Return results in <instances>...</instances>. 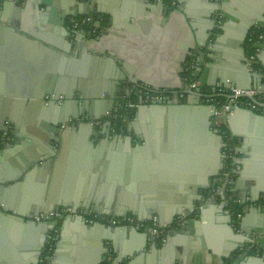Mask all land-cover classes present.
<instances>
[{
    "label": "crops",
    "instance_id": "obj_1",
    "mask_svg": "<svg viewBox=\"0 0 264 264\" xmlns=\"http://www.w3.org/2000/svg\"><path fill=\"white\" fill-rule=\"evenodd\" d=\"M177 2L188 11V21L199 34L198 44L194 43L190 26L173 11L174 7L157 0H31L28 3L22 0L20 8H10L5 23L0 22V130L8 127L9 131L2 132L11 137L0 140V264H41L49 233L56 225L58 232L54 250L48 258L50 264H102L107 261L113 264H264V171L260 170L258 161H248L252 152L264 150V145L256 139L244 141L242 136L231 132L224 117L211 116V121H217L215 128L223 141L225 138L219 128L222 124L237 139L231 192L240 199L246 196L247 201L242 216L238 217L221 199L208 195L215 176L209 179L206 171L216 166L221 141L217 137L200 138L198 143L194 140L206 120L191 105L198 99L187 91L182 72L190 56L198 59L199 78L204 86L221 82L226 71L241 72L244 67L237 44L241 21L234 17L236 7L241 4L235 6L238 0ZM215 5L224 10L216 9ZM87 13L103 16L105 25L95 37L99 41H90L101 60L93 71L96 77L84 79L86 89L112 87L114 80L110 75L113 71L123 77L120 83L125 86L133 80L148 88L172 90L167 98L154 103L176 100L178 96L185 108L160 105L158 111L149 108L138 111L135 120L136 110L131 112L132 116H125V123L109 135L100 132L105 124L116 126L112 118L97 124L93 116L83 118L89 113L85 110L77 119L69 117L71 126L66 128L65 145L61 149V144H50L49 130L42 126L45 119L41 115L39 98L49 86L50 75H57V87L64 80L62 64L64 69L67 64L66 68L83 65L82 69L87 70V63H77L81 58L75 54L77 37L83 32H67V28H71L70 17ZM65 17L67 21L63 23ZM219 20V25L228 20L234 23H230L226 38L215 44L210 35ZM15 24L21 29L13 27ZM52 25L60 32L52 31ZM38 37L54 43H44L48 47L42 48L43 42ZM186 46L191 47V54L180 66ZM207 48L215 49L211 56ZM200 50L205 53L201 54ZM105 55L115 62L103 61ZM260 62L264 65V61ZM245 83L258 81L252 82L249 74V81ZM132 86L131 83L130 88ZM105 98L111 99L108 95ZM108 100L95 110L110 112ZM78 109L70 107L65 117L73 113L80 115ZM112 109L114 112L116 107ZM6 119L10 121L5 122ZM240 120L239 125L244 130L253 123L245 116ZM252 133L250 131V135ZM256 137H264V134H256ZM242 147L251 154L242 152ZM169 149L180 153L169 163L181 160L187 163L184 165H190V170L178 171V162L164 165L163 153ZM239 159L247 161L246 167L237 162ZM111 161L110 168L117 174L116 179H121L122 184L129 181L127 188L118 186L119 181L115 185L99 176L100 170L111 165ZM177 173H184L191 179L183 174L181 178L174 177ZM150 182L155 183V188L142 187L141 192L138 183ZM172 184H177V189ZM65 186L79 191L74 194L80 205L75 209L90 210L97 215H135L149 219L155 214L163 224L173 223L184 213H188L189 219L165 244L155 245L137 235L110 234L103 229L85 227L73 220L75 215L64 217L58 223L49 222L48 231L40 226L41 222L35 224L28 218H21L56 211L52 203L61 199ZM98 196L119 198L120 208L105 205L102 199L96 200ZM63 207L74 208L60 206ZM130 208L134 212L118 215ZM242 248L244 252L238 255ZM104 255L106 261H103Z\"/></svg>",
    "mask_w": 264,
    "mask_h": 264
},
{
    "label": "water",
    "instance_id": "obj_2",
    "mask_svg": "<svg viewBox=\"0 0 264 264\" xmlns=\"http://www.w3.org/2000/svg\"><path fill=\"white\" fill-rule=\"evenodd\" d=\"M22 0H0V22L5 23V16L7 14V12L10 10V8H20V2ZM26 3L30 2L31 0H23ZM240 2H237L235 4L236 7V12L234 13V17L238 20L241 21L239 24L240 27V35H239V41H238V45L240 47V59L242 61V65L244 68L240 69L241 72H229L226 71L223 75H222V83L226 84V85H235L237 87L240 88H250V87H257L260 86L261 88L264 89V74L260 73V72H254L253 68L251 67V64L249 63V61L247 60L246 57V53H245V42H246V38L248 36V33L250 31V29L253 26L256 25H264V0H247V2H245L246 0H238ZM245 6V7H243ZM216 9H220V10H224V7H219V5H215ZM173 11L179 15L180 17L184 18V22L186 24H188V26H190L191 32L193 33L195 39H194V43H199L197 41V38L199 37L198 32L194 31V24H192L191 22L188 21L189 18V14L188 11L185 10L184 8H182L180 5H178L176 8L173 9ZM228 17V16H227ZM231 19V18H229ZM65 21H67V18L65 17L63 20V23H65ZM12 23V22H11ZM230 23H234L232 20H228L226 23H222L219 25V23L214 27V31H213V35H210V38L212 37L213 41L215 42V44L220 43L223 39L226 38L227 34H228V30L230 27ZM100 26H102V23H99ZM16 29H21L20 26L18 27L16 24L15 26ZM71 27V26H70ZM73 28L71 27L70 29L67 28V32L71 33V32H75V30H72ZM51 30L59 33L60 29L55 28L53 25L51 26ZM24 31V30H22ZM222 31V33L220 32ZM25 32V31H24ZM27 33V32H26ZM68 34V33H67ZM80 36L77 37V51L75 54H78L79 58H81V60H78L77 63L81 64L87 63L85 65L86 67V71L82 69L83 65L79 66L78 68L76 67V65H74L73 67L67 66V64L65 65V69L64 66L62 64V78L64 80H62L61 82L58 83V87L56 86V78L57 75H50V79H49V86H46L45 88V92L40 96L39 98V102H40V106H41V115L44 117L45 121L42 123V126L46 129L49 130V141L50 144H61V149L64 148L65 142H64V134L66 131V128L68 126H71L70 123V118H79L80 116H82V114L85 112V110H88L87 112H89L87 114L88 118L90 116L93 117H101L102 115H105L106 111H97L95 110L96 108H100V106L105 102V100H108L105 98L106 95L110 96V100H108V102L110 103V105L108 106V111H112V106H115V112L118 113V107H120V103L122 102V98L130 95V85L131 83L137 87H145V86H141L139 83L131 80L132 82H127L128 86L123 85L120 83V79H122L123 77H120V75H116L113 74L114 72H111V79L114 80L113 83H111L112 87H109L108 85H105L103 87L99 86L98 88H96L94 91H89V89H86V87L84 86V79L86 77H96V72H93L94 70H96L97 67H99V62L101 60L100 57H98V53H96L95 48H93L94 45H92V43L90 41H99L96 38H92L90 40V36L86 35L85 33H79ZM35 35V34H34ZM213 36H215V39L213 38ZM38 39H40V41H42L43 43H41V47L42 48H46L48 47L46 44L44 43H50L53 44L54 42L43 38V37H38ZM211 39V40H212ZM263 43H260L258 45V47L261 49V45ZM207 51H210V55L211 56L213 54V51H215V49L213 48H207ZM201 54H204V50H200ZM191 54V47L190 46H186L183 55H181V62H180V66H182V63L186 61L187 57ZM207 55V53H206ZM109 58V59H107ZM102 60H108L109 62H115V60L111 57V56H104L102 58ZM259 60L264 61V48L263 50L261 49L259 52ZM179 64V62H178ZM184 71V68H183ZM182 71V72H183ZM239 74L241 77H238ZM249 74H251L252 77V82L253 81H258V83L256 84H251V83H245L246 80L249 81ZM101 75L103 77H105V71L101 72ZM197 75L200 76V64L198 65V69H197ZM241 79V81H240ZM64 82L66 83V85H64ZM125 82V83H126ZM244 82V83H243ZM115 84H117V88L115 89L114 86ZM130 84V85H129ZM217 83H215L214 85H216ZM203 85V84H202ZM152 90L154 91H160L161 89H157V88H152ZM189 93L194 94L197 96V102L195 104H191L193 106H195V111L197 114L204 115V120L205 122L203 124H201L200 126V133L196 134V136H194V140L198 143L200 142V138H204V137H209L210 139H214V137H217L220 141H221V146L219 145V151L221 150V152L218 154V161L215 163L216 166H214L213 169H208L206 172V174H208V178L210 179L212 176H217L220 174L221 170L224 167V163H223V159L225 158V154L223 153L224 148L226 146V142L223 141V137L222 135H219L217 133L216 130V125H217V121L213 120L211 121V116L215 114L216 111V107H211L209 105L203 104L201 103V96L203 95L202 92L195 91L192 89L187 90ZM128 92V93H127ZM121 94L120 97H117L118 99H115V97ZM251 100L255 103H257L258 105L264 107V101H260L258 100L256 97H251ZM60 102V103H58ZM168 103V104H167ZM162 105H169V107H176L179 110L183 107L184 105H181L179 100H178V96L176 97V100H170V101H160L159 103H153L151 104V106L149 107V105L147 104H141L136 110V115H135V120L138 117V111H143L145 109L149 110H153L156 109L157 111L160 110L159 106ZM187 105L190 106V103H188ZM74 106L75 108L78 107V112L80 113V115H76L75 113H73V115H69L65 117V115L67 113H69V109L70 107ZM90 108H94V110H90ZM234 108V113L231 115H227L225 117V121L227 123V125L229 126L231 132L235 135H239L242 136L244 138V141H249V140H254L256 139L258 143H262L264 145V137H256V134L258 135H262L264 134V114H260L257 113L256 111L246 108V107H232ZM165 108H162V110ZM175 109V108H170ZM199 111V112H197ZM139 112V113H140ZM248 117L251 120H253V123L251 125L247 126V130H244L240 127L239 122L241 121L240 118L241 117ZM70 117V118H69ZM134 120L133 125L136 126V121ZM10 120L6 119L5 122H9ZM249 123L251 122L250 120H248ZM15 122V120H14ZM248 123V124H249ZM253 124H257L255 127ZM199 128V127H198ZM2 131H9L8 127L4 130H0ZM250 131H252L253 133L250 135ZM0 132V133H1ZM100 134H110V126H108V124L104 125V128L102 130V132H100ZM95 135V134H94ZM129 141L130 144L132 145V136L129 137ZM145 142H148L147 138H145ZM4 144V142H3ZM240 150L242 152H246L247 154H251L248 150H246L244 147L240 148ZM177 154H180L178 152H173L172 149H169L168 151L163 153V163L164 165H168V164H176V169L178 171H181L182 169H189L190 170V165H184V161L181 160H176V162L174 163H169L170 160L172 158H176L174 156H176ZM165 159V160H164ZM256 160L258 161L260 164V170L264 171V150H258V151H253L251 154V157L249 158V163L250 160ZM241 164L244 165V167H246L247 165V161H245L244 159H239V161ZM113 162L111 161V165L107 164V168L106 167H101L102 169L100 170V177L102 179L105 180H110L113 182V184H117L119 181V185L121 188L128 186V183L126 184H122L120 183L121 179H116L118 178L117 174H115L113 172V169L110 168V166H112ZM187 164V163H186ZM214 164V165H215ZM186 166V167H185ZM249 166V164H248ZM109 167V168H108ZM192 171V170H191ZM247 171V170H244ZM197 172V171H196ZM185 173V171H184ZM184 173H177L176 178H181L182 174L185 175L186 179H191L190 176H187ZM99 176H93L96 177L98 179ZM117 176V177H116ZM155 183H149V184H142V183H138V186L140 187V191H143L142 187H145L146 189L148 187H153L155 188L154 185ZM175 185V188L177 189V184H172ZM171 186V185H170ZM210 187V185H209ZM127 188V187H126ZM152 190H150L151 192ZM264 191V190H263ZM79 191H75L72 187H68L65 186V192L63 193L61 199L57 200L56 202L54 201L52 204H55V208L60 209V206H74V209L77 208L78 203L76 200V197L74 196V194L78 193ZM94 193V192H93ZM79 194V193H78ZM95 194V193H94ZM258 196V195H257ZM255 198V196H254ZM258 198V197H256ZM104 201V204L107 206H113V208L115 209H119L120 204H121V200H119V198H114V196H110V197H106V198H102L101 196H98V198H96V200H102ZM241 199H243V201L241 202V204H247L246 201V196H241ZM255 200V199H254ZM6 207V206H5ZM4 207V208H5ZM121 210V209H120ZM48 210H46L47 212ZM134 212L131 208L130 209H126L125 211H122L124 213H118V215H124L127 214L128 212ZM37 212V211H36ZM117 214V213H116ZM152 217V215L150 216V218ZM22 219H26L28 218L27 216H22ZM67 218H73V215H68ZM140 218V217H139ZM29 219V218H28ZM32 220V223L38 224L35 220ZM74 221L80 222L82 223L85 227H89V228H99V229H103L105 231H108L110 234L113 232L116 233H120V234H125V235H130V236H140L143 239H145V241H147L148 237H147V233L137 229L136 227H113L110 225H107L105 223L102 222H98L96 224H88L85 220V217L82 215H75L74 216ZM41 227H44L47 231L48 229L51 227V225L49 224L48 221H44L41 222ZM106 238V237H105ZM45 245V244H44ZM107 260V256L104 255L103 256V261Z\"/></svg>",
    "mask_w": 264,
    "mask_h": 264
},
{
    "label": "built area",
    "instance_id": "obj_3",
    "mask_svg": "<svg viewBox=\"0 0 264 264\" xmlns=\"http://www.w3.org/2000/svg\"><path fill=\"white\" fill-rule=\"evenodd\" d=\"M162 3H166L169 7L176 8L178 6L177 0H157ZM102 17L95 13H87L84 15L73 16L68 19L70 26L75 31H80L85 33L90 37H97L103 30V25L100 26ZM221 21L219 20L218 23ZM261 25H256V27H260ZM254 27V26H253ZM250 32V31H249ZM264 42V34L259 35L258 41L255 43V47L260 52V48L258 45ZM259 52L258 53H250L247 57V60L251 64V67L255 72H261L259 64L262 63L259 60ZM198 69V59L196 56H190L185 65H184V78L187 82V88L195 91H200L203 93L202 82L197 75ZM139 88L138 92L140 93V99L130 98L131 93ZM132 91V92H131ZM165 90L154 91L152 88L148 87H137L135 85L130 88V95H127L122 98V102L120 103V108L125 111H135L141 104H150L155 101L163 98H167L168 95L165 93ZM206 94L203 93L201 96L202 102L211 107H216L215 115L220 117H226L227 115H231L234 113V108L232 107H246L252 109L254 111L264 113V107L258 105L257 103L251 100V97H256L258 100L264 99V89L260 86L250 87V88H240L235 85H226L222 82L217 83L214 86H211L209 89H205ZM218 94H222L227 96L226 100H219L216 96ZM245 97L249 101L243 102L240 98ZM93 120L97 124H103L108 122V120L103 119L101 117H93ZM222 124L219 126L221 133L224 135L226 146H225V158H224V168L222 172L215 176L212 179L210 187L208 188V195L210 198H218L225 202V205L229 206V199H227L228 192L232 191L233 182L235 178V163L236 157L233 154L232 147L229 145V139L227 137V131L222 130ZM115 131L116 127H112ZM117 130V129H116ZM11 139L7 132L0 133V140ZM235 202L241 203V199L239 197L234 198ZM197 210L194 211V213ZM68 215H82L85 217V220L88 224H96L98 222L105 223L107 225L113 227H136L137 229L147 233L148 240L155 245H163L168 241L170 235L179 229L181 226L186 224L189 219L188 213H184L179 215L173 223L163 224L158 215H152L149 219H141L135 215H124V216H112V215H97L90 210L86 209H74L73 207H63L57 209L52 213L47 214H39V215H31L28 216L29 219H33L38 222L48 221L58 223V220L64 219ZM238 217L242 216V213L237 214ZM58 232V226H54L48 236L47 248L46 251L49 256L52 254L54 250V243L56 239V235ZM245 248L239 250L238 255L244 252ZM41 264L45 263V258L42 256L40 260Z\"/></svg>",
    "mask_w": 264,
    "mask_h": 264
},
{
    "label": "trees",
    "instance_id": "obj_4",
    "mask_svg": "<svg viewBox=\"0 0 264 264\" xmlns=\"http://www.w3.org/2000/svg\"><path fill=\"white\" fill-rule=\"evenodd\" d=\"M99 16L102 17V21H101L102 25H105L104 17L101 16V15H99ZM261 34H264V25L260 26L259 28L254 26V27H252L250 29V32L248 33V36L246 38V42H245V45H244L246 56H248L250 53H258L259 52L258 49L255 47V43L258 41V37ZM259 67L261 69V72L264 74V65L259 64ZM183 75H185L184 71H183ZM263 82H264V79H263ZM209 88H210V86H203V88H202L203 89V93L206 94V92H204V91H205V89H209ZM138 89L139 88H136L131 93L130 98H134V99L139 100L140 93L138 92L139 91ZM171 92H172V90L171 91H167L165 93L170 95ZM216 97L219 100H226L227 99V96L222 95V94H218ZM240 100L243 101V102L249 101L245 97L240 98ZM261 101H264V99H262ZM132 115L133 114H131V113L125 115V112H123V110H120L118 113H116L115 117L114 116L112 117V120L116 123L117 129H119V127H121V124L125 123V121H123L125 116L130 117ZM222 130L223 131H227V133H228L227 137L229 139V145L232 147L233 154L235 155L236 147H237V139L235 137L231 136V133L229 132V130H228L226 125L222 126ZM226 142H227V140H226ZM226 198L229 199V206H230L231 210L234 212V215L237 216L238 213H242L244 205L239 203V202H235L234 201V198H236V196H234V194L231 191L228 192ZM48 255L49 254L47 252L44 253L43 257L45 258V263H42V264H50L49 263V259L47 257ZM102 264H113V263L107 261V262H104Z\"/></svg>",
    "mask_w": 264,
    "mask_h": 264
},
{
    "label": "flooded vegetation",
    "instance_id": "obj_5",
    "mask_svg": "<svg viewBox=\"0 0 264 264\" xmlns=\"http://www.w3.org/2000/svg\"><path fill=\"white\" fill-rule=\"evenodd\" d=\"M120 110H122V109H121L120 107H118V112H119ZM135 111H136V110H135ZM123 112H125V115L131 113V111H125V110H123ZM133 112H134V111H133ZM115 113H116L115 110H114V115H113V112H111V111H110V112H107L105 115H102L101 118L106 119V120H110V119H109L110 117H111V118H112L113 116L115 117ZM84 117H87V115L84 114V115H83V118H84ZM81 118H82V117H81Z\"/></svg>",
    "mask_w": 264,
    "mask_h": 264
},
{
    "label": "rangeland",
    "instance_id": "obj_6",
    "mask_svg": "<svg viewBox=\"0 0 264 264\" xmlns=\"http://www.w3.org/2000/svg\"><path fill=\"white\" fill-rule=\"evenodd\" d=\"M201 103H203V102H202V99H201ZM203 104H204V103H203ZM113 115H114V112H113ZM115 116H116V113H115ZM112 127H113V126L111 125V126H110V131L113 130ZM114 127H116V126H114ZM119 128H120V127H119ZM116 129H117V127H116ZM116 129H115V130H116ZM113 131H114V130H113Z\"/></svg>",
    "mask_w": 264,
    "mask_h": 264
}]
</instances>
